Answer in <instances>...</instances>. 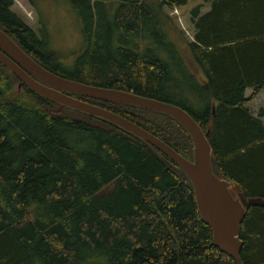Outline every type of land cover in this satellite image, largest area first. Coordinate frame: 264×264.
I'll use <instances>...</instances> for the list:
<instances>
[{
  "label": "trees",
  "instance_id": "16d2710c",
  "mask_svg": "<svg viewBox=\"0 0 264 264\" xmlns=\"http://www.w3.org/2000/svg\"><path fill=\"white\" fill-rule=\"evenodd\" d=\"M55 1L74 18L76 51L56 50L14 0H0V30L58 77L187 112L209 131L214 175L235 196L264 199V112L248 106L264 91V0H203L207 12H190L192 41L167 12L190 0ZM72 97L193 161L190 136L169 116ZM57 108L0 64V264H236L215 247L175 162L102 119ZM239 239L243 264H264V207L246 209Z\"/></svg>",
  "mask_w": 264,
  "mask_h": 264
},
{
  "label": "water",
  "instance_id": "95a60500",
  "mask_svg": "<svg viewBox=\"0 0 264 264\" xmlns=\"http://www.w3.org/2000/svg\"><path fill=\"white\" fill-rule=\"evenodd\" d=\"M0 64L13 73L21 84L56 103L58 108L53 111L55 114H62L63 109L68 108L102 119L132 134L175 162L192 185L198 212L203 222L211 229L215 247L233 258L236 264H243L240 257L242 250V242L239 239L240 226L246 209L264 207V199H247L242 194L235 196L230 192L231 186L214 175L211 147L207 140L209 131L204 133L187 112L171 104L121 91L91 87L58 77L33 61L2 30ZM72 96L129 105L169 116L190 136L193 143V161L184 159L168 145L128 120Z\"/></svg>",
  "mask_w": 264,
  "mask_h": 264
},
{
  "label": "rangeland",
  "instance_id": "374dc122",
  "mask_svg": "<svg viewBox=\"0 0 264 264\" xmlns=\"http://www.w3.org/2000/svg\"><path fill=\"white\" fill-rule=\"evenodd\" d=\"M30 2L34 4V7ZM196 7H201L202 12L205 13L210 9V3L203 0H190L185 8L167 11L175 20L179 30L183 31L190 41L193 36L190 12ZM13 11L22 16L27 25L37 32L41 26L39 23V19H41L53 42V47L61 53L70 54L80 46V34L71 12L55 0H14ZM199 78L201 79V77ZM251 93V91H247L246 97H250ZM248 106L252 111L262 110L264 112V92Z\"/></svg>",
  "mask_w": 264,
  "mask_h": 264
},
{
  "label": "crops",
  "instance_id": "0c3cea01",
  "mask_svg": "<svg viewBox=\"0 0 264 264\" xmlns=\"http://www.w3.org/2000/svg\"><path fill=\"white\" fill-rule=\"evenodd\" d=\"M263 92H264V91H263ZM253 112H254L255 114H256V113H258V111H257V112H255L254 110H253ZM262 120H263V122H264V117H263V119H262Z\"/></svg>",
  "mask_w": 264,
  "mask_h": 264
}]
</instances>
